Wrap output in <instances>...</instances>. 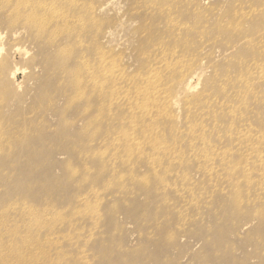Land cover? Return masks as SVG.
Wrapping results in <instances>:
<instances>
[{
	"label": "rangeland",
	"instance_id": "rangeland-1",
	"mask_svg": "<svg viewBox=\"0 0 264 264\" xmlns=\"http://www.w3.org/2000/svg\"><path fill=\"white\" fill-rule=\"evenodd\" d=\"M25 7L38 10L40 22H51L40 26L34 17L28 21ZM240 9L260 10L253 19L244 20L241 32L264 46V0H0V220L5 227L0 225V230L8 240L2 238L0 254H10L9 263L0 255V264H34L32 258L39 264H49V259L50 264L53 259L62 264L60 258L65 257L64 264L69 257H75L69 264H264V178L256 176H264V82L256 81L251 87L258 99L250 96L229 102L222 97L209 102L216 115L201 118V126L214 132L207 144L199 140L197 146L226 150V160L190 152L192 139L186 135L190 121L198 120L183 113L186 106L206 103L208 94L234 90L242 70L258 59L261 50L254 44L239 49L238 35L228 29L229 22L240 20L235 16ZM54 12L62 14L58 17ZM80 20L84 29L78 30L74 25ZM227 46L235 47L231 56ZM159 47L168 56L174 51L182 56L185 64L179 66L193 73L189 84L190 77H179L178 65L157 70L174 100L160 119L159 130L170 143L172 134H184L177 156L183 163L173 169L166 161L168 154H155L151 148H143V156L149 158L143 161L142 147L132 149L134 154L119 147L117 152L113 135L121 131L117 140L124 141V133L131 134L137 122L124 127L131 114L122 115L118 108L107 112L112 93L94 85L110 84V77L96 69L106 61L118 66L136 86L154 66V53L151 57L148 51ZM82 57L84 71L78 65ZM263 60L264 55V69ZM127 90L125 84L122 96L132 97L133 90ZM238 103L251 110L242 121L233 118L240 115ZM137 113L136 119L145 115ZM235 122L240 123L239 131L250 130L255 136L242 144L244 157L236 152L238 132L227 134ZM146 138L141 133L136 142ZM251 152L259 157L247 160ZM246 162L256 172L254 180L234 171L214 173L211 178L195 167L240 168ZM183 176L188 182H180ZM219 178H227L226 185L215 186ZM15 213L19 224L12 222ZM38 216L49 225L45 230H51L44 231L45 237L44 224L35 225L42 224ZM31 218L42 227L36 229L41 233L34 232ZM30 232L34 239L28 237ZM11 242L17 250H9ZM59 244H63L61 253ZM34 245L38 249L32 257ZM27 251L31 256H26ZM80 256L86 261L79 263Z\"/></svg>",
	"mask_w": 264,
	"mask_h": 264
},
{
	"label": "bare ground",
	"instance_id": "bare-ground-1",
	"mask_svg": "<svg viewBox=\"0 0 264 264\" xmlns=\"http://www.w3.org/2000/svg\"><path fill=\"white\" fill-rule=\"evenodd\" d=\"M26 9H27V11L28 12H26L27 14H28V16H29V18H28V21H31L30 20V17H34V18H36V15H38V10L35 12V10L34 9H32V10H30L29 11V8H27V7H25ZM258 11H252V12H246L244 9H240L238 12H235V16L236 17H240V20L239 21H236V22H234V23H232V24H230V22L227 24V26H228V29L231 31V33L232 34H237L238 35V37H239V39H240V45L242 46V47H240L239 49H243L244 47L243 46H246L247 44H249V45H255L256 47H258L260 50H261V55L259 54V57H258V59L261 57V60H262V56L264 55V46H263V44H262V42L261 41H258L257 43H254L251 39H248V38H245L244 37V34H242L243 32H241V29L243 28V26H244V20H250V19H253V17H254V15H258L259 13H261L260 12V10L259 9H257ZM44 11V10H43ZM54 14H55V12H54ZM61 14L62 13H60V12H56V16H61ZM53 16V15H52ZM53 18H54V16H53ZM36 22H40V20H38L37 18H36ZM51 21H47V20H42V22H40V26H42V25H45L46 23L47 24H49ZM76 23H75V25L74 26H76L77 24H78V30H81V29H84V21L83 20H80V21H75ZM176 24V23H175ZM175 24H173V25H175ZM226 26V27H227ZM68 29H70V28H68ZM68 31H72V30H68ZM172 31V30H171ZM179 31H180V28H179ZM69 36H70V33L68 34ZM243 40V41H242ZM234 49H235V47H233ZM232 48V49H233ZM227 49H229V51L230 50H232L231 48H229V46H227ZM237 49V48H236ZM148 52H151V57H152V54L154 53V66H153V68H152V64L149 66V70H148V74H147V76H148V78H146V79H142V80H140L139 82V84H137L136 86H134V84H133V82L132 81H129L127 78H126V76L123 74V72H122V70L121 69H119V67L118 66H113V67H111V64H109L108 62H106V61H102L101 62V65L98 63L97 64V68L96 69H100V70H98L99 71V74L100 75H103V74H105V77L106 76H109L110 77V79H111V82H110V84H108V85H106L105 83H103V82H96L97 84H95V82H94V85H96V87H98L100 90H103V91H110L111 93H112V95L111 96H109L108 97V102L110 103L109 104V106L108 107H106L105 109H106V111L108 110H110L111 112H112V109L113 108H118V109H121L122 111L121 112H123L122 113V115H125L126 113L125 112H127V113H130L131 114V116H129V115H126V116H129V117H131L130 118V120H128L125 124H124V127H126V126H129V127H131V125L133 124V123H136V125L134 126V129L132 130V133L131 134H128V133H124V135H125V140L123 141V140H121L120 141V143H118V140H117V136H121V134H122V132L120 131L119 132V135L118 134H112L113 135V137L115 138L114 140H113V138L112 139H110V140H113V141H115V142H113V146L115 145V147H116V149L119 147L120 148V151H127V149H128V151H131L132 149H134V151L135 150H139L141 147V149L142 150H144V152L143 151H140V153L142 154V156H143V154L145 153V149H143V148H151V149H153V151L155 150V154H158V155H163V154H168L169 155V157H168V159H166V161H167V163H168V165H170L171 166V168L174 166V165H176L175 167H178V166H180L181 167V164L183 163V161H181V158L182 157H180V159L177 157L178 156V152H179V142H182V140H183V138H184V134H182V135H180L181 134V132H178V133H175V134H172L173 136H174V138H172L171 140L173 141L172 143H170L167 139H166V135L164 134L165 132H163V131H160L159 130V124H160V119L164 116V114L166 113V110L168 109V108H170V106L172 105V103H173V99L171 98V96H170V93H169V90H168V87H167V84H166V82H163L162 81V79H160V78H158V75H159V73H158V69L159 70H163L165 67H167V69L169 70V69H172L173 67L175 68L177 65H178V68H176V69H178V71H177V73L179 74V77L181 78V77H190L189 79H188V83L189 84H191L192 83V79H193V73H192V70H190V68L189 69H183L181 66H179V65H181V64H185V62L183 61L184 60V58H182V56H180L178 53H175V51L174 52H170V55L168 56L167 55V53L165 52V48L164 47H159V48H157V49H155L154 51H148ZM233 53V50L231 51V53L229 54V56H231V54ZM206 57V56H205ZM203 59V58H202ZM258 59H256V60H250L249 62V65L247 64L246 65V69L243 71L242 69V75L241 76H243V77H241L240 79H239V83H237L236 84V87L234 88V90H232V91H226V89H222L219 93H217V96H213V97H210V95L211 94H208L207 95V102L206 103H203V104H191V105H189V106H186L185 107V112H183L184 114H185V117L187 116V117H192V119L193 118H195V119H197L198 121H193V120H191L190 121V124H189V128H190V130H189V132L187 133V135H186V137H190L192 140H191V142H192V144L189 146L190 147V152L191 153H194L196 156H199V157H212V156H222L223 157V159L224 160H226V150H221V149H217V148H211L210 146H207V147H202V148H200L199 149V147L197 146V141H202V144L203 145H205V144H207V142H208V140H209V138H210V135H212V133L214 132L213 130H211V131H207L204 127H202L201 126V124L202 123H200V121H201V118H203V117H205V116H207V117H214L216 114H215V112H214V110L213 109H211V107L209 106V102H211V101H213V102H216V101H218V100H220L222 97L223 98H225V99H229V102H231V100H233V99H237V100H239L240 102L243 100V97H250V96H252V97H255L254 99H258V93L256 92V91H253L254 89H251V87H252V85L254 84V82H256V81H260V82H264V69L262 68L263 66L261 65V60L258 62L257 60ZM80 60V62H79V66L80 67H83V71H84V58L82 57V58H80L79 59ZM183 61V62H182ZM263 62H264V60H263ZM88 62H86L85 61V64H87ZM192 66V63H191V65L189 66V67H191ZM86 67H89V66H87L86 65ZM90 68V67H89ZM173 70V69H172ZM83 71H80L79 73L80 74H84V72ZM168 72V71H167ZM172 72V71H171ZM161 73V72H160ZM86 74H88V71L86 72ZM243 74H247V76H244ZM83 79V80H82ZM81 79V81L82 82H84V77ZM91 80H93V78L91 79ZM94 81V80H93ZM93 83V82H92ZM125 84H127V92L128 91H131V90H133V92L132 93H130L131 95H133L132 97H130V96H122L123 94V92H124V89H125ZM92 85V84H91ZM94 85H92L93 87H94ZM75 88H77L78 87V85L77 86H74ZM96 87H94L95 89H98V88H96ZM150 93H153V96L151 97V98H148V95H150ZM210 97V98H209ZM228 105H231V106H233L234 107V105L233 104H228ZM227 108V104H225V105H221V110L222 111H225V109ZM237 109H238V111H239V116L238 115H233V118L235 119V118H237V119H239V121H242V119L245 117V115H249V112H251V110L245 105V104H243V103H238V107H237ZM138 112H141L142 114H145L144 116H142V117H139V118H134V117H136L137 115H138V113H137V111ZM107 111V112H108ZM120 111V110H119ZM228 112H231V111H233V109L232 108H228V110H227ZM113 113V112H112ZM177 115H178V113H177ZM177 115H176V118H177ZM251 116H253V117H257V116H255V114L254 115H251ZM123 119H129V118H127V117H124ZM93 120H95V119H93ZM135 120V121H134ZM140 120V121H139ZM115 122V121H114ZM120 125V124H119ZM234 125H236V126H234ZM115 126L116 125H114L113 127L115 128ZM238 126H240V123H237V122H235V124H230V131L228 130L227 131V134L229 135V136H233L234 135V131H236V132H238L237 133V143H238V146L236 147V152L239 154V155H241L242 157H244V155L242 154V153H240V150H241V147H242V144L243 145H245V144H247V143H249L250 141H253V140H255V136L253 135V133H252V131H250V130H245V131H239L240 129H238ZM123 127V128H124ZM241 127V126H240ZM117 128V127H116ZM173 130V129H172ZM172 130H170V131H172ZM115 133V132H114ZM118 133V132H117ZM143 134V138H146V133H149L150 134V136L148 137V138H146V139H144V140H139L138 142H136L137 140H136V138L138 137V135L139 134ZM177 134V135H176ZM123 135V134H122ZM90 137V136H89ZM214 137H216V138H218L219 137V134H216ZM124 138V137H123ZM119 139H120V137H119ZM89 140H90V138H89ZM123 141V142H122ZM232 142L234 143V141L232 140ZM121 144H122V146H121ZM108 146V148L106 147V145H105V148H107V149H110V150H113V147L111 146V148L109 147V144H107ZM114 147V148H115ZM121 147L123 148V149H121ZM140 147V148H139ZM119 148H118V151L117 152H119ZM4 149H6V148H4ZM116 149H114V150H116ZM0 150H2V149H0ZM134 151L132 152L131 151V153H133L134 154ZM143 152V153H142ZM136 153V152H135ZM137 153H139V152H137ZM136 155V154H135ZM142 156H141V160L143 161L144 159L145 160H149V158L148 157H145V156H143L144 158L142 159ZM149 157H150V155H149ZM259 157V153L258 152H251L250 154H249V157H248V159L247 160H249V159H251V158H258ZM139 158V157H138ZM157 158V157H156ZM127 159V158H126ZM158 159V158H157ZM123 160H125V158L123 159ZM140 159L138 160V161H141ZM155 161H156V159H154ZM162 160V159H161ZM126 161V160H125ZM167 163L165 164V160H164V164L165 165H167ZM159 166V165H158ZM164 165H163V163H162V167H163ZM170 166L169 167H167V168H170ZM151 168H152V166H150ZM156 168H157V164H156V166H155ZM175 167H173V168H175ZM195 167L199 170V172L200 173H202V174H204V175H208L209 177H213V174L215 173V174H222V173H226L227 171H228V174L231 172H233L234 171V173H236V172H238V173H240L241 174V176H243V178L244 179H248L249 178V180L250 179H252V177L254 176V174L256 173V172H254V171H252L251 170V168L249 167V163L248 162H246V164L245 165H243L242 167H240V168H237L236 166H231V165H221L220 167H218V168H216V169H213L211 166H207V165H204V166H202V165H198L197 166V164L195 165ZM155 168V169H156ZM172 168V169H173ZM160 169H161V167H160ZM236 171H235V170ZM74 170V172L76 171V169H73ZM159 170V169H158ZM73 172V173H74ZM77 172V171H76ZM230 173V174H231ZM74 175H76V174H74ZM240 176V175H239ZM240 176V177H241ZM257 177H260V178H264V176L262 175V174H257L256 175ZM240 177H238V180H239V178ZM180 179V182L181 183H185V182H188L187 181V179H186V177L185 176H183V177H180L179 178ZM255 179V178H254ZM254 179H252V180H254ZM225 180H226V182H227V178H219L218 180H216L215 181V186H218V185H220L221 183H223V184H225L226 182H225ZM230 180V179H229ZM237 180V179H236ZM241 181H243V180H241ZM251 181V180H250ZM243 183V182H242ZM226 185V184H225ZM73 201V200H72ZM71 201V202H72ZM70 204H72V203H70ZM28 207V206H27ZM16 208H18V206L16 207ZM15 210V209H14ZM22 210L25 212V210H24V208L22 207ZM21 210V211H22ZM29 210V209H28ZM17 211H18V209H17ZM30 211V210H29ZM23 212V213H24ZM27 212V211H26ZM22 213V212H21ZM16 214V218H14L15 220H13L12 219V222L14 221H17V224H19L20 223V221L17 219L18 217H17V213H15ZM8 215V214H7ZM14 215V214H13ZM13 215H11V216H8L9 218L10 217H12ZM19 216L21 215L22 216V214H18ZM38 215V214H37ZM23 216H25L26 217V214L24 213L23 214ZM22 216V217H23ZM34 216H35V214H34ZM33 216V217H34ZM15 217V216H14ZM32 217V218H33ZM27 218V217H26ZM26 218H23V220H26ZM32 218H31V220H32ZM35 218V217H34ZM5 219H6V217H5ZM20 219H21V217H20ZM7 220L9 221V220H11V219H8L7 218ZM40 220V218H39V216L37 217V222H39V223H42V222H40L39 221ZM1 222H0V225H2V220H0ZM22 221V220H21ZM29 221V218H27V222ZM33 222H32V224H30V225H34L33 223H34V220H32ZM35 221H36V219H35ZM9 222H11V221H9ZM8 222V223H9ZM19 222V223H18ZM23 222H21V224L20 225H23V226H25L24 225V223H25V221H24V223L22 224ZM28 223H31V221L30 222H28ZM10 224H12L11 226H13V227H15L14 226V224H16V222L13 224V223H10ZM43 225L42 227H44V226H49V225H45V223H42V224H38V223H35V225ZM7 225V224H6ZM27 225V224H26ZM34 225V226H35ZM36 225V226H37ZM4 226V224L2 225V227ZM8 226V225H7ZM19 226V225H18ZM28 227H29V225H27ZM31 226V227H32ZM33 226V227H34ZM35 226V227H36ZM1 227V229H4L5 227H3L2 228ZM21 227V226H20ZM27 227V228H28ZM32 227V229L34 230V228ZM41 227V228H42ZM24 228V227H23ZM26 228V229H27ZM39 229L40 227H36L35 228V230H34V232L36 231V232H39L40 230H43V229H41L40 228V230H36V229ZM8 229V228H7ZM12 229V228H11ZM32 229L30 230V229H27V230H29V231H32ZM51 229L53 230V228L51 227ZM19 231H21L20 230V228L18 229ZM46 230H50V229H46ZM45 230V227H44V230H43V233H45V234H43L44 235V237H45V235H46V232H44V231H46ZM1 231H3V230H0V242H2V238L4 239L5 237H3V235L1 234L2 232ZM5 231V230H4ZM13 230H9V232H12ZM51 231V230H50ZM16 232H17V229H16ZM27 233V231H23L22 233ZM18 233V232H17ZM20 233V232H19ZM19 233L17 234V235H19ZM40 233H41V231H40ZM39 233V234H40ZM9 234V233H8ZM21 234V233H20ZM38 234V235H39ZM37 235V236H38ZM43 235L41 236V234H40V239L41 238H43ZM9 237L11 236V235H8ZM7 236V238H6V240L7 239H9V237ZM24 236V235H23ZM32 236V234H31V232H30V234H29V236L28 237H31ZM36 236V237H37ZM15 237V239H14V241L16 240V236H14ZM33 237V236H32ZM31 237V238H32ZM35 237V238H36ZM50 237V236H49ZM10 238H12V237H10ZM17 238H18V240H20L19 238H20V236H17ZM27 238V236L26 237H24V239H26ZM33 239H34V237H33ZM38 239V238H37ZM39 239V240H40ZM44 239V238H43ZM46 239H48V238H46ZM51 239H52V237H51ZM11 240H13V239H11ZM10 240V241H11ZM31 240V239H30ZM29 240V241H30ZM55 241H58V240H56V239H54ZM3 241H5V239L3 240ZM23 241V240H22ZM29 241L27 240V242L29 243ZM35 241V240H34ZM37 241V240H36ZM44 241V240H43ZM42 241V242H43ZM48 241V240H47ZM50 241V240H49ZM52 241V240H51ZM54 241V242H55ZM6 243L8 242V240L7 241H5ZM20 242V241H19ZM26 242V243H27ZM31 242H32V240H31ZM40 242H41V240H40ZM54 242H52V244H54ZM18 243V242H17ZM25 243V242H24ZM36 243V242H35ZM45 243V242H44ZM50 243V242H49ZM57 243V242H56ZM56 243H55V245H56ZM9 244V243H8ZM31 244V243H30ZM37 245H38V243H36ZM35 244V245H36ZM46 244H47V242L45 243V245L44 246H46ZM2 246H0V247H2L3 248V246H4V243L3 244H1ZM26 245V244H25ZM34 245V246H35ZM49 245V244H48ZM48 245H47V248L46 249H49L50 247H48ZM63 244H61V246H62ZM6 246V245H5ZM16 246H18L16 243H14V242H11L10 244H9V250H10V248H14V250H17L18 249V247H16ZM19 246H22L21 244L19 245ZM39 246H41L40 244H39ZM58 246H60V244L58 245ZM57 246V247H58ZM61 246L60 247H58V249H59V253H61L60 252V249H61ZM69 246H70V244H69ZM72 246V245H71ZM7 247H8V245H7ZM54 247H56V246H54ZM6 248V247H5ZM5 248L3 249V251H5ZM20 248V247H19ZM29 248V247H28ZM42 248H43V244H42ZM41 248V249H42ZM8 249V248H7ZM6 249V250H7ZM30 249V248H29ZM36 250V249H38L36 246L35 247H32V249L30 250L31 251V253H32V257H35V255L33 254V250ZM44 249H45V247H44ZM45 249V250H46ZM52 249V248H51ZM57 249V248H56ZM58 249H57V252H58ZM63 249V248H62ZM2 250V249H1ZM8 250V251H9ZM13 250V249H12ZM53 250V249H52ZM51 250V251H52ZM55 250V249H54ZM2 252V251H1ZM7 252V251H6ZM10 253H11V251H9ZM15 252V251H14ZM19 252V251H18ZM17 252V253H18ZM36 252V251H35ZM34 252V253H35ZM48 252H50V251H48ZM53 252H56V250L55 251H53ZM53 252H52V255L53 256H55L54 254H53ZM38 253V252H37ZM41 253V252H40ZM40 253H38V255L40 254ZM63 253H65L64 252V250H63ZM2 254V253H1ZM0 254V255H1ZM7 254V253H6ZM5 254V255H6ZM15 254V253H14ZM14 254H12V255H14ZM27 254H28V251L26 252V256H27ZM42 254H43V252H42ZM4 255V254H3ZM3 255H1L2 256V261H8V258L10 257V254H8V256L9 257H3ZM28 255H30V254H28ZM64 255V254H63ZM65 255H67V254H65ZM82 255V254H81ZM23 256V255H22ZM22 256H21V258H22ZM26 256H25V258H26ZM31 256V255H30ZM44 256V255H43ZM15 257V256H14ZM20 257V256H19ZM29 257V256H28ZM37 257V256H36ZM38 257H40V256H38ZM57 257V256H56ZM58 257H60V256H58ZM57 257V258H58ZM46 258V257H45ZM45 258H43L42 260L44 261V263H46L45 262V260L47 259H45ZM66 259H68L67 257H65ZM73 258H75V257H73ZM73 258H70L69 257V262H68V264L69 263H72L73 262V260H70V259H73ZM86 257H83V256H80V258H77L78 260L80 259L81 261H78L79 263L81 262V263H83L84 262V260L86 261V259H85ZM31 259V258H30ZM53 259V258H52ZM61 260H62V264H64V262L65 261H67L66 259H63V258H60ZM77 259L75 260L76 262H77ZM0 260H1V257H0ZM32 260V262H35V260H36V262L34 263V264H39L40 262H38V260L37 259H34V258H32L31 259ZM30 260V261H31ZM34 260V261H33ZM40 260V259H39ZM50 260L51 259H49L47 262L50 264ZM56 260V259H55ZM64 260V261H63ZM19 261V260H18ZM59 262H60V260H58ZM72 261V262H71ZM74 261V262H75ZM53 262H55L54 261V259H53V261L51 262L52 264H58V263H53ZM56 262H57V260H56ZM2 263V262H1ZM6 263V262H5ZM7 263H9V261L7 262ZM13 264V263H12ZM47 264V263H46ZM60 264H61V262H60ZM65 264H67V263H65Z\"/></svg>",
	"mask_w": 264,
	"mask_h": 264
}]
</instances>
